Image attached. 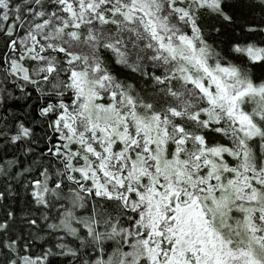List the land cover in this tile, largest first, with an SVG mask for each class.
I'll list each match as a JSON object with an SVG mask.
<instances>
[{"label": "snow or ice", "instance_id": "obj_1", "mask_svg": "<svg viewBox=\"0 0 264 264\" xmlns=\"http://www.w3.org/2000/svg\"><path fill=\"white\" fill-rule=\"evenodd\" d=\"M0 264H264V0H0Z\"/></svg>", "mask_w": 264, "mask_h": 264}]
</instances>
